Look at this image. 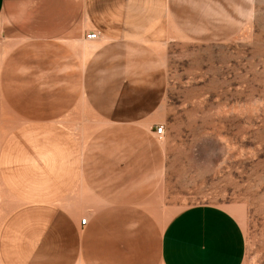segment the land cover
Returning a JSON list of instances; mask_svg holds the SVG:
<instances>
[{
  "label": "crops",
  "instance_id": "1",
  "mask_svg": "<svg viewBox=\"0 0 264 264\" xmlns=\"http://www.w3.org/2000/svg\"><path fill=\"white\" fill-rule=\"evenodd\" d=\"M201 6L209 16L211 0H0V264L242 263L226 209L163 224L154 200L144 72L154 46L202 28L182 16Z\"/></svg>",
  "mask_w": 264,
  "mask_h": 264
},
{
  "label": "rangeland",
  "instance_id": "2",
  "mask_svg": "<svg viewBox=\"0 0 264 264\" xmlns=\"http://www.w3.org/2000/svg\"><path fill=\"white\" fill-rule=\"evenodd\" d=\"M211 1L209 16L182 15L202 28L154 46L144 72L162 158L154 200L163 224L190 206L226 209L244 234L241 264H264V0Z\"/></svg>",
  "mask_w": 264,
  "mask_h": 264
},
{
  "label": "built area",
  "instance_id": "3",
  "mask_svg": "<svg viewBox=\"0 0 264 264\" xmlns=\"http://www.w3.org/2000/svg\"><path fill=\"white\" fill-rule=\"evenodd\" d=\"M96 37H97L96 31L90 32V33L85 35V38L88 39V40H94V39H96ZM162 129H163L162 126L156 128V131H155L156 132V136L159 137V138L162 136L161 135L162 134ZM85 221H86V218H82L81 219V223L82 224H84Z\"/></svg>",
  "mask_w": 264,
  "mask_h": 264
}]
</instances>
